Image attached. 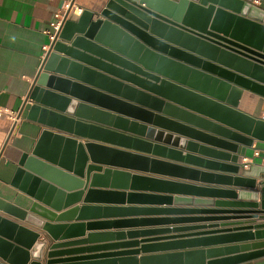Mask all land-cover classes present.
Listing matches in <instances>:
<instances>
[{"label":"water","instance_id":"1","mask_svg":"<svg viewBox=\"0 0 264 264\" xmlns=\"http://www.w3.org/2000/svg\"><path fill=\"white\" fill-rule=\"evenodd\" d=\"M254 1L109 0L98 13L84 8L78 16H65L28 95L29 117L46 128L33 150L22 157L16 180L26 173L25 191L34 201L23 208L0 196L1 212L42 228L58 241L49 247L47 264H226L230 260L209 255L212 248L141 255L146 242L192 234L129 242L137 245L135 249L95 244L61 250L82 242L63 240L73 231L83 233L85 224H56L64 214H54L62 208L52 204L51 194L65 190L87 197L124 194L96 187L113 178L129 183L128 188L154 179L135 171H200L144 154L166 157L180 151L130 132L169 137L183 147L201 145L131 120V115L168 119L179 126L165 115L189 120L185 122L199 127L187 126L194 133L234 153L227 157L239 173L240 155L255 139L264 140V119L239 104L245 89L264 95V7ZM233 180L256 186L255 178L241 174ZM230 203L238 208L194 211L247 219L224 224L228 228L223 231H241L252 241L241 247L255 251L236 258L264 253V190L260 201ZM40 236L39 231L0 214V264H42L47 240H39ZM96 237L90 234L91 239Z\"/></svg>","mask_w":264,"mask_h":264},{"label":"crops","instance_id":"2","mask_svg":"<svg viewBox=\"0 0 264 264\" xmlns=\"http://www.w3.org/2000/svg\"><path fill=\"white\" fill-rule=\"evenodd\" d=\"M67 1L0 0V109L12 110L18 116L16 121L8 116L0 117V196L23 208H28L34 198L25 191L29 185L26 173L19 175L16 180L17 168L20 167L24 154L33 150L42 130L46 128L39 119L29 117L31 100H28V95L51 42L55 14L64 10ZM79 1L87 12L98 13L109 0ZM254 3L264 7V0L259 2L255 0ZM239 104L244 111L252 115L260 117L264 113V95L252 90H244ZM165 116L182 125H176L168 119L149 120L148 117L138 115H131L130 119L153 126L165 133L198 142L201 147L190 144L185 147L179 146L172 143L169 137L153 133L129 132L134 136L180 151L177 156L166 157L147 152H143L144 154L200 171L198 173L135 171L154 179L141 181L134 188H128L129 183L125 185V182L113 178L107 183H98L100 187H96L103 190L125 191L124 194H97L87 197L86 194L76 195V190L52 192V204L62 208V211H53L54 214L58 216L64 214L59 222H55L56 224H85L83 233L73 231L63 240L74 243L80 240L82 241L80 244L59 249L89 248L95 244H114L118 248L123 247L122 249H135L137 245L129 242L144 238L162 239L192 234L187 237L146 242L148 245L141 250V255L212 248L213 252L209 255L219 260L230 258L227 261L230 264H264V253L242 259L236 258L255 251L244 250L241 247L242 244L252 241L241 231H223L228 228L224 224L247 219H223L220 217L224 216L223 213L194 211L238 208L236 204L230 203L235 200L260 201L264 190V140L255 139L252 146H247L244 155H240L241 168L237 173L227 157L228 153H234L228 152L225 145L194 133L196 127L185 122L187 119ZM196 129L199 130V127ZM80 140L86 141L88 138L80 137ZM256 150L259 151V155L255 154ZM245 157L252 158L248 166H245ZM211 173L212 175H209ZM237 174L255 178L256 186H253L252 181L244 185L237 184V181L233 180V176ZM232 192H237L238 197L233 198ZM84 206L87 208H82ZM76 207L80 208L74 211ZM0 214L41 233L39 240H47V244L41 252L40 261L47 264L49 247L51 243L58 241L42 228L19 221L1 211ZM90 234H97L98 237L91 239ZM107 247L111 248L109 245Z\"/></svg>","mask_w":264,"mask_h":264},{"label":"built area","instance_id":"3","mask_svg":"<svg viewBox=\"0 0 264 264\" xmlns=\"http://www.w3.org/2000/svg\"><path fill=\"white\" fill-rule=\"evenodd\" d=\"M256 1L259 2L260 0ZM63 9V11H58L55 14V21L52 24L53 30L51 31V39L54 37L55 33L60 29L66 15L81 14L84 7L79 0H68L67 3L64 5ZM2 116H8L13 121H16L18 119L17 113L12 110L0 109V117ZM260 117L264 119V113L261 114ZM255 154L259 155V151L256 150ZM251 161L252 158L245 157V166H248Z\"/></svg>","mask_w":264,"mask_h":264},{"label":"bare ground","instance_id":"4","mask_svg":"<svg viewBox=\"0 0 264 264\" xmlns=\"http://www.w3.org/2000/svg\"><path fill=\"white\" fill-rule=\"evenodd\" d=\"M106 180H108V179H106Z\"/></svg>","mask_w":264,"mask_h":264}]
</instances>
